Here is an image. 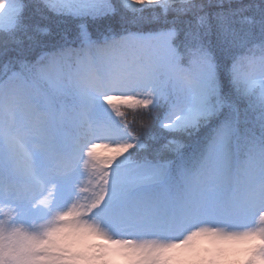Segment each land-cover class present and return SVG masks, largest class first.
<instances>
[{
	"label": "snow or ice",
	"instance_id": "obj_1",
	"mask_svg": "<svg viewBox=\"0 0 264 264\" xmlns=\"http://www.w3.org/2000/svg\"><path fill=\"white\" fill-rule=\"evenodd\" d=\"M0 264H264V0H0Z\"/></svg>",
	"mask_w": 264,
	"mask_h": 264
},
{
	"label": "trees",
	"instance_id": "obj_2",
	"mask_svg": "<svg viewBox=\"0 0 264 264\" xmlns=\"http://www.w3.org/2000/svg\"><path fill=\"white\" fill-rule=\"evenodd\" d=\"M244 2L247 3L248 0H244ZM241 71H242V72H245V73L255 71V72L258 73V72H259V69H258V68L253 69V68H251V67H249L248 65L245 64V65H242V66H241ZM129 119H132L131 114L129 115ZM153 124H154V122H149V128L143 129L142 131H143L144 133L148 132V131L152 128V125H153Z\"/></svg>",
	"mask_w": 264,
	"mask_h": 264
}]
</instances>
